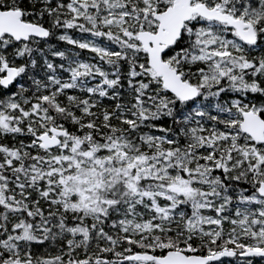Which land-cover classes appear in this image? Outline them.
Instances as JSON below:
<instances>
[{"label": "snow or ice", "instance_id": "6c2138e0", "mask_svg": "<svg viewBox=\"0 0 264 264\" xmlns=\"http://www.w3.org/2000/svg\"><path fill=\"white\" fill-rule=\"evenodd\" d=\"M0 264H264V0H0Z\"/></svg>", "mask_w": 264, "mask_h": 264}]
</instances>
